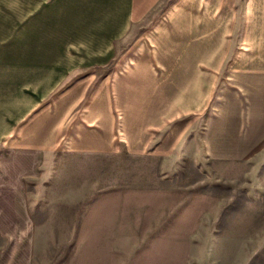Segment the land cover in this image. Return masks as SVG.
Returning <instances> with one entry per match:
<instances>
[{
	"label": "rangeland",
	"instance_id": "rangeland-1",
	"mask_svg": "<svg viewBox=\"0 0 264 264\" xmlns=\"http://www.w3.org/2000/svg\"><path fill=\"white\" fill-rule=\"evenodd\" d=\"M145 32L132 29L114 46L129 56L115 63L113 101L119 137L129 117L130 152L61 154L40 167L27 178L35 236L18 245H33V264H264V139L239 141L240 131L264 126L263 35L252 93L243 94L232 76L241 48L228 31L223 45L211 30L220 58L194 62L204 78L181 60L176 79L160 76L161 63L139 69L137 58L142 49L185 53V30L167 31L157 52L139 46ZM158 111L162 125L146 127L158 133L141 151L138 115Z\"/></svg>",
	"mask_w": 264,
	"mask_h": 264
},
{
	"label": "crops",
	"instance_id": "crops-1",
	"mask_svg": "<svg viewBox=\"0 0 264 264\" xmlns=\"http://www.w3.org/2000/svg\"><path fill=\"white\" fill-rule=\"evenodd\" d=\"M215 27L221 44L228 31L229 45L241 48L232 76L247 94L260 60L256 38L264 37V0H0V239H10L0 244V264H33V245H18L35 236L27 178L61 154L130 152L129 117L123 113L119 137L113 101L115 63L129 56L114 46L128 40L132 29L149 31L138 44L157 52L167 31L185 30V53L158 57L142 49L139 69L161 63L160 76L176 79L174 63L187 60L189 74L204 78L194 62L220 58L221 46L211 34ZM213 50L219 55L211 56ZM160 113H139L141 151L158 133L146 127H161ZM167 119L170 128L176 125L175 111ZM240 132L239 141L264 139V126Z\"/></svg>",
	"mask_w": 264,
	"mask_h": 264
}]
</instances>
